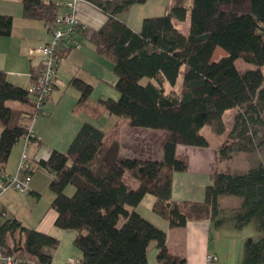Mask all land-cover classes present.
Here are the masks:
<instances>
[{
  "label": "trees",
  "instance_id": "obj_1",
  "mask_svg": "<svg viewBox=\"0 0 264 264\" xmlns=\"http://www.w3.org/2000/svg\"><path fill=\"white\" fill-rule=\"evenodd\" d=\"M86 1L107 15L87 38L112 62L116 79L111 85L119 95L99 98L98 104L90 105L95 118L104 113L114 116L109 128L83 121L65 150L52 149L46 158L37 160V167L50 175V205L57 213L54 225L76 231L72 244L83 264H147L152 240L159 264H184L183 257L168 252L164 229L126 208L149 193L155 196L152 211L167 219L170 227L204 219L215 226L225 219L236 227L254 222L262 236L244 241L241 264H264L262 162L241 173L213 172L202 201L171 199L173 173L188 165L187 158L176 153V145L208 146L201 127L207 124L215 133L224 132L225 110L239 108L227 135L232 142L219 146V156L231 149L254 150L256 127L264 128V0H171L163 13L144 16L138 31L117 15L131 3L144 0ZM58 7V0H22V15L42 19L50 27ZM187 16L185 33L174 20ZM11 28L12 15L0 13V38L9 35ZM78 32L87 36L86 29ZM216 46L226 54L212 59ZM68 49L62 46L58 56ZM237 58L253 66L238 68ZM40 66H29L30 84L38 82ZM179 76V87L174 89ZM68 84L79 92L77 102L89 101L92 84L76 76ZM27 89L11 83L0 68V175L12 146L28 134L41 104L51 95L37 100ZM11 100L26 106L9 105ZM123 123L164 130L162 159L121 156ZM126 177L137 184L129 186ZM220 195L239 196L240 203L219 215L224 209L218 205ZM58 244L56 236L27 227L15 217L0 220L1 254L51 264Z\"/></svg>",
  "mask_w": 264,
  "mask_h": 264
},
{
  "label": "crops",
  "instance_id": "obj_2",
  "mask_svg": "<svg viewBox=\"0 0 264 264\" xmlns=\"http://www.w3.org/2000/svg\"><path fill=\"white\" fill-rule=\"evenodd\" d=\"M163 1L162 12L171 0ZM140 4L142 2H133L117 15L136 31L140 29V20L144 17L140 12L144 4ZM66 11L68 10L65 7L59 5L56 16ZM0 13L12 15L11 33L0 38V68L6 71L7 79L11 83L27 88L30 86L29 66L36 65L39 61V54L29 51L30 44H42L47 41L50 37L48 27L42 19L22 15V0H0ZM75 15L84 25V28L80 30L86 29L87 36L79 32L75 33L81 45L78 48L66 50L59 58L57 82L60 85L61 81L66 87L69 85L70 77L76 76L92 84L93 88L96 83L102 82L101 89H105L106 93H103L105 95L99 94L96 100L89 96L88 102L79 103L77 102L79 92L73 86L75 92L71 96H65L63 91L57 94L52 91L50 97L41 104V113L35 115L31 122L34 139L29 141L24 137L19 138L12 146L5 164L4 171L8 176H21L26 172L30 174L27 187L24 190L7 187L0 192V220L15 217L23 225L50 233L59 239L51 264H66V259L69 257L79 261L78 264L83 263L81 253L72 244L76 231L54 225L57 213L50 205L53 194L48 197V201L42 200L41 190L47 178L37 174L32 176L33 171L38 168L37 160L46 158L52 149L65 150L83 121H91L98 125L96 123L98 119H108V125L98 126L104 129L109 128L115 118L110 122L112 115L107 113L97 118L93 117L90 105L98 104V99L105 98L104 96L118 97L119 95L117 90L114 92L106 88L113 87L109 82L116 79L112 70V62L98 52L87 38L104 22L107 17L106 13L89 1L77 0ZM179 84L180 76L174 89H178ZM58 88L59 86L55 90ZM165 88L170 87L165 84ZM230 109L234 111L233 117L239 110L237 107ZM164 138L165 131L162 129L136 127L123 123L120 128L119 154L123 157L161 160ZM206 138L208 139L207 136ZM208 141V146L176 145V153L185 156L188 165L185 170L173 173L171 199L175 201L203 200L205 185L210 181L211 174L219 170V146L227 145L232 140L228 142L227 139H223L219 143H211L209 139ZM23 151L27 156V165L21 169L19 163ZM252 152L253 150L231 149L226 154L233 159L234 173H241L252 166L253 161L248 156ZM126 182L131 187L137 184L135 179L129 177H126ZM154 200V195L146 193L137 205H128L126 208L134 209L164 229L168 252L183 257L184 264H241L244 241L259 239L262 236L254 222L236 227L229 219H225L216 226L213 225L212 220L204 219L188 220L184 226L170 227L167 219L152 211L151 205ZM239 203V198L234 199L230 205L223 207L224 210L219 215H224L229 212L228 208L237 206ZM156 253V242L152 240L147 246V264H159L156 260ZM209 254L216 256V259L206 261V256Z\"/></svg>",
  "mask_w": 264,
  "mask_h": 264
},
{
  "label": "built area",
  "instance_id": "obj_3",
  "mask_svg": "<svg viewBox=\"0 0 264 264\" xmlns=\"http://www.w3.org/2000/svg\"><path fill=\"white\" fill-rule=\"evenodd\" d=\"M59 5L65 7L68 11L56 16L53 23L48 27L49 39L39 45V47H31L30 52L39 53L40 76L37 83H31L27 92L34 99H42L47 94H50L54 86H59L57 82V67L59 62L58 50L62 46H70V48H78L81 45L80 40L75 37L76 30L84 28V25L75 15V4L77 0H58ZM28 136H34L31 125L28 134L24 137L27 140ZM26 153L23 151L20 156L19 168L26 167ZM30 174L23 173L21 176H8L5 171L0 175V192L7 188L13 187L18 190H24L27 187ZM216 256L207 255L206 260H215ZM0 263L2 264H36L32 261H26L22 257L1 254ZM79 261L69 257L66 259V264H78Z\"/></svg>",
  "mask_w": 264,
  "mask_h": 264
},
{
  "label": "rangeland",
  "instance_id": "obj_4",
  "mask_svg": "<svg viewBox=\"0 0 264 264\" xmlns=\"http://www.w3.org/2000/svg\"><path fill=\"white\" fill-rule=\"evenodd\" d=\"M163 2H164L163 0H144V3L142 2V4H144V5L140 4V5L143 6V9L140 12L143 13L142 15H144V16L163 13L162 12L163 11L162 10L163 9V5H164ZM174 23L181 31H183L185 33L188 31V28H189L188 16L186 17L185 20H182V21L174 20ZM40 44L32 43V44H30V47H36L37 48V47H39ZM37 53H38V51H37ZM37 53H35V54H37ZM224 54H226V50L224 48L220 47V46H216L214 51H213V53H212L211 58L212 59H217V58H219L220 56H222ZM235 65L238 68H246V67L253 66V64L243 60L242 58L235 59ZM262 69L264 70V66H262ZM145 79H143V80H145ZM60 83L61 84L59 85L58 89L52 90L54 94H57V93H60L61 91H63L65 96H67V95L71 96L73 94V92H75L74 88L71 85H66V87H64L65 84L62 83L61 81H60ZM109 84L111 85V82H109ZM102 85H103L102 82H99V83L95 84V87L93 88V90H92V92L90 94V97L92 99L96 100L98 98L99 94L105 95L103 93H106L105 92L106 90L105 89H101ZM106 88H108V90H113L114 92H116V89L114 87H109L108 86ZM104 97H107V96H104ZM112 98H117V97H112ZM9 105L18 106V107L26 106L25 103L19 102V101H16V100L9 101ZM233 112L234 111L232 109H229L223 114V119H224V122H225V130L222 133L218 134V133L213 132L211 130V128L207 124H205V125H203L201 127L202 132L208 137V139L211 141V143H213V142L219 143L223 139L227 138L228 131L230 130V128L232 126ZM113 119H114V116H111L110 122H112ZM96 123H98V125L104 126V125H108L107 123H109V122H108V119L100 118V119H98L96 121ZM256 128H257L258 133H257V135L254 138V150H253L252 153H250V155H248L249 159L251 161H253L252 165H254V164H256L257 162H260V161L264 162V140H262V136L264 135V128L261 127V126H257ZM230 140H232L231 137L227 138L228 142ZM231 142L232 141H230L229 144ZM218 166H219V170L218 171H221V172L234 173V171H235L234 170L235 169V165L233 163L232 157H230V156L220 155L219 156V165ZM33 172L34 173L32 174V176H34V174H37L40 177L45 176V178H47L45 180V183H44V188L41 190V197H42V200L48 201V197L53 194V192L51 191V189L48 186V181H49L50 175L46 171H44L43 169H40V168H36ZM41 180H43V179H41ZM67 190H68V192L69 191L71 192L72 187L69 186ZM232 198L241 199L239 196H236V195H220L218 197V205H219V207L223 208V207H226V206L230 205V203L233 202V200H234Z\"/></svg>",
  "mask_w": 264,
  "mask_h": 264
}]
</instances>
